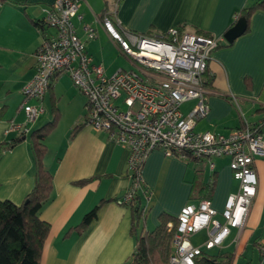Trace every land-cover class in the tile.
<instances>
[{
	"label": "crops",
	"instance_id": "crops-1",
	"mask_svg": "<svg viewBox=\"0 0 264 264\" xmlns=\"http://www.w3.org/2000/svg\"><path fill=\"white\" fill-rule=\"evenodd\" d=\"M54 1L0 0V142L16 138V131H6L9 123H20L25 118L19 108L21 89L34 74L37 46L45 35L53 33L52 28H42L41 18L42 7ZM78 1L82 18L72 19L76 33L85 40L92 61L102 63L108 75L124 66L106 61L107 46L119 52L101 24L106 15L139 33L158 35L170 27L181 26L185 31H201L222 38L207 64L209 110L196 122L194 130L228 134L245 121L254 123L264 116V12L257 10L251 14L247 30L229 45H225L223 38L224 32L240 17L235 20L239 10L254 0ZM84 26L94 28L96 36L86 39ZM63 74L55 77L44 94L38 123L28 127L25 136L0 155V199L20 203L31 189L34 162L29 134L36 128L33 125L38 127L53 118L55 107L59 113L57 124L44 140L47 153L43 164L53 174V190L40 211L41 219L49 223V232L39 264H133L129 262L135 249V238L130 233V207L117 201L129 186L128 148L110 140L106 132L84 123L70 136L85 113L82 110L85 100L81 97L72 116L65 124L62 122L63 132H57L59 119L67 111L59 104L64 94H56L61 91L59 81ZM193 103H183L181 111L187 112ZM213 163L211 170L206 160H181L164 155L160 149L150 151L142 166L143 190L136 199L144 206L145 229L154 228L161 213L177 216L185 204L201 199H208L220 213L229 194L237 191L238 181L232 176L229 157H215ZM253 166L258 185L245 225L239 232L232 228L222 247L216 248L233 254L232 264H237L244 254L257 228L261 227L262 232L251 242V249L254 246L257 249L256 257L251 251L241 264H255L258 246L264 242V158L256 157ZM80 179L87 181L74 183ZM102 199L106 201L85 229L81 232L72 229ZM217 218L222 219L220 215ZM231 245L233 248L229 249Z\"/></svg>",
	"mask_w": 264,
	"mask_h": 264
},
{
	"label": "built area",
	"instance_id": "built-area-1",
	"mask_svg": "<svg viewBox=\"0 0 264 264\" xmlns=\"http://www.w3.org/2000/svg\"><path fill=\"white\" fill-rule=\"evenodd\" d=\"M78 6V0H56L42 7L41 25L53 33L37 46L34 74L21 89L19 108L25 119L11 121L6 131L26 133L28 123L43 112V97L51 83L66 73L86 97L82 122L128 148L129 186L117 199L119 203L129 205L143 190L142 166L153 149L181 160L205 159L211 170L213 158L229 157L238 189L229 194L223 210L218 213L208 199H201L185 204L177 215L167 264H195L203 250L221 248L232 228L239 232L245 225L258 185L253 161L264 158V116L254 123L245 121L228 134L194 130L209 110L206 95L210 89L203 76L222 38L181 31L178 26L158 35L139 33L106 15L102 26L133 66L108 75L102 63L92 61L85 40L76 33L72 19L82 18ZM84 30L86 39L96 36L94 28L84 26ZM189 101L194 103L183 113L181 105ZM202 230L205 240L194 244L191 236ZM258 254L255 264H264V242Z\"/></svg>",
	"mask_w": 264,
	"mask_h": 264
},
{
	"label": "trees",
	"instance_id": "trees-1",
	"mask_svg": "<svg viewBox=\"0 0 264 264\" xmlns=\"http://www.w3.org/2000/svg\"><path fill=\"white\" fill-rule=\"evenodd\" d=\"M257 10L264 12V0H254L243 6L235 20L239 16H244L248 22L251 14ZM179 30L182 31L184 28L180 26ZM196 33L209 35L201 31H196ZM219 45L220 42L217 47ZM225 45H229V43H225ZM203 81L208 87L210 84L208 67L204 73ZM58 115L59 113L54 107L53 118L30 131L29 145L34 162V180L29 192L20 203H14L9 199H0V264H39L42 246L49 232V223L41 219L40 211L51 198L53 190V174L43 164L47 153L44 140L55 128ZM83 123L82 120L81 123H76L70 136H73ZM22 136H25V133L18 134L11 140L0 142V155L15 145ZM190 160L205 159L191 158ZM86 181L87 179H80L74 183L83 184ZM139 192L128 205L131 211L130 233L135 238V249L129 262L133 264H167L173 250L172 240L178 223L177 216L161 213L158 217V224L151 230L145 229L144 206L136 201ZM105 201V199L100 200L87 211L72 229L78 232L83 231L95 218L98 209ZM233 260L234 256L231 253L203 250L196 257L195 264H232Z\"/></svg>",
	"mask_w": 264,
	"mask_h": 264
},
{
	"label": "rangeland",
	"instance_id": "rangeland-1",
	"mask_svg": "<svg viewBox=\"0 0 264 264\" xmlns=\"http://www.w3.org/2000/svg\"><path fill=\"white\" fill-rule=\"evenodd\" d=\"M106 61L107 62H114L115 65H118V66H124L125 69H129V68H133L132 64L127 61V59L122 56L121 54H119V52L116 50H113V48L111 46H107L106 48ZM59 86H60V89L61 91L58 92L56 91V94L61 96V94H64L63 96H61V101H60V105H64L66 108H67V111L66 113L64 114L62 120L59 119V129L57 130V132H63L62 128L63 126L65 127V125H63L62 122H65L67 121L68 118H70L72 116V110L74 109V107L77 105H79V103L81 102L80 100V97L82 98V100H86V97L83 93H81L70 81V77L64 73L63 74V77L60 79L59 81ZM78 94L80 96H78ZM85 98V99H84ZM19 101V98L18 99H14L13 101V105H15L17 102ZM84 102V101H83ZM45 104L47 105L48 103L45 102ZM47 111H49V108L46 109ZM83 113L85 112V106H83ZM68 113V114H67ZM66 115V116H65ZM84 115V114H83ZM25 119V118H24ZM23 119V121H24ZM38 118L35 119L32 123H28V127H30L32 124H37L38 123ZM35 127H37V125H33ZM39 126V125H38ZM216 163V162H215ZM217 217H219V215H217ZM262 230H261V227L260 228H257L255 233H253L251 235V237L249 238L248 240V244L246 245V248L244 250V254L239 256V258L237 259V264H241L243 263L244 259H246V257L251 253L252 251V256L253 258L256 257V253H257V249H255V246H254V249L252 250L251 249V242L254 238L255 235L261 233ZM264 234V233H263ZM205 230H202V231H199L195 234H193L191 236V241L194 243V244H199L201 243L202 239L205 238ZM233 236V233L231 234L230 238ZM233 248V245L229 246V249H232ZM212 251H217L216 249H213Z\"/></svg>",
	"mask_w": 264,
	"mask_h": 264
},
{
	"label": "water",
	"instance_id": "water-1",
	"mask_svg": "<svg viewBox=\"0 0 264 264\" xmlns=\"http://www.w3.org/2000/svg\"><path fill=\"white\" fill-rule=\"evenodd\" d=\"M247 21L244 16L239 17L223 34L227 43H232L246 29Z\"/></svg>",
	"mask_w": 264,
	"mask_h": 264
}]
</instances>
